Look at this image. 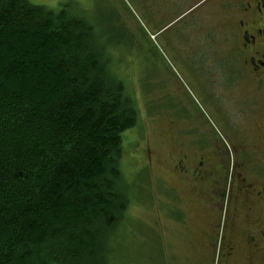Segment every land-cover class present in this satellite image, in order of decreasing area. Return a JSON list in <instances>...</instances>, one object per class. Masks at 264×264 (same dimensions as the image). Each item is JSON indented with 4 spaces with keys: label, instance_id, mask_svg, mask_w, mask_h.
<instances>
[{
    "label": "trees",
    "instance_id": "16d2710c",
    "mask_svg": "<svg viewBox=\"0 0 264 264\" xmlns=\"http://www.w3.org/2000/svg\"><path fill=\"white\" fill-rule=\"evenodd\" d=\"M85 18L0 0V264H111L135 101Z\"/></svg>",
    "mask_w": 264,
    "mask_h": 264
},
{
    "label": "rangeland",
    "instance_id": "374dc122",
    "mask_svg": "<svg viewBox=\"0 0 264 264\" xmlns=\"http://www.w3.org/2000/svg\"><path fill=\"white\" fill-rule=\"evenodd\" d=\"M29 1L51 9L69 4L72 13L85 18L110 60V72L124 82L136 104L138 120L123 135L121 159L130 205L115 234L110 263L217 264L216 255L208 254L211 245L196 240V228L180 225L182 216L190 223L200 220L199 207L194 191L169 171L180 149L169 143L168 130L170 122L178 121L175 136L193 138L185 130L199 122L176 114L178 108L182 114L201 110L208 124L224 132L209 94L211 52L204 50L203 38L188 32L213 0L170 9V0ZM186 152L194 156L195 149Z\"/></svg>",
    "mask_w": 264,
    "mask_h": 264
},
{
    "label": "flooded vegetation",
    "instance_id": "af4514ba",
    "mask_svg": "<svg viewBox=\"0 0 264 264\" xmlns=\"http://www.w3.org/2000/svg\"><path fill=\"white\" fill-rule=\"evenodd\" d=\"M199 1L170 0L166 8ZM203 12L188 32L211 52L209 94L224 132L201 110H175L199 122L185 130L189 141L175 136L178 121L168 128L169 143L180 149L169 171L194 191L199 207L200 220L182 216L180 225L196 228V240L211 245L217 264H264V0H213Z\"/></svg>",
    "mask_w": 264,
    "mask_h": 264
}]
</instances>
